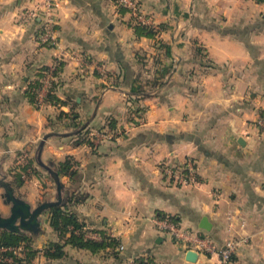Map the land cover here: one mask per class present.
Segmentation results:
<instances>
[{
	"label": "crops",
	"instance_id": "obj_1",
	"mask_svg": "<svg viewBox=\"0 0 264 264\" xmlns=\"http://www.w3.org/2000/svg\"><path fill=\"white\" fill-rule=\"evenodd\" d=\"M42 1L0 0V179L6 175L13 184V168L24 163L18 153L26 151L39 173L13 184L16 194L33 207L56 200V184L36 159L41 140L55 133L41 158L56 171L74 158L76 176H60L65 199L87 194L72 207L90 229L87 236L100 240L106 233L125 248L116 257L111 249L67 246V257L48 263L40 256V264H129L143 254L156 264H219L218 254L206 252L188 260L189 250L158 227L159 213L177 216L182 227L218 246L244 234L247 243L233 264H264V126L257 124L264 118V2L133 0L142 24L156 27L151 38L136 33L139 22L117 0H58L56 49L40 42V17L27 16ZM58 58L63 66L51 85L66 103L35 107L25 94L28 82ZM155 77L163 84L139 100L146 111L133 126V91ZM61 109L78 118L58 119ZM109 119L130 132L93 140L94 146L76 143L84 125L97 130ZM189 156L197 160L198 183L181 185L165 175V165ZM3 193L0 186L6 216ZM204 217L210 230L201 227ZM40 218L42 232L26 233L43 249L57 235L50 210Z\"/></svg>",
	"mask_w": 264,
	"mask_h": 264
},
{
	"label": "trees",
	"instance_id": "obj_2",
	"mask_svg": "<svg viewBox=\"0 0 264 264\" xmlns=\"http://www.w3.org/2000/svg\"><path fill=\"white\" fill-rule=\"evenodd\" d=\"M258 2H264V0H257ZM118 3V1H117ZM119 4V3H118ZM40 23L42 21L40 20ZM41 26V25H40ZM214 28L220 26L213 25ZM42 27V26H41ZM57 29V26H56ZM136 33L140 36H148L154 38L156 36L155 28L142 23L135 24ZM43 27L38 31V37L42 33ZM227 33L240 35L241 31L227 30ZM248 48L253 47L249 41H245ZM196 54H202L203 48L196 46ZM207 62V61H205ZM204 62V63H205ZM63 66V61L60 60L56 65L52 73V78L57 74ZM51 69V67H43L39 73V76L35 79H30L26 87L25 94L30 100V102L35 107H40L38 105V92L43 87V80L46 73ZM163 81L159 77L146 79L141 82L139 87L136 88L134 94L136 93V98L130 102L129 111L132 114V120L135 117H143L146 107L141 105L139 100L143 97L152 95L148 92L149 89L155 90L159 86H162ZM56 83L53 82L50 85L48 92L45 97L46 103L55 104L57 106H62L66 101L61 100L55 93ZM132 92V93H133ZM69 118L71 121H75L78 118V114L75 111L65 112L62 109L59 111L58 119ZM105 127H117L116 121L114 119H109L106 126L101 127L97 130L102 131ZM92 129L89 126H85L76 134V143L82 144L87 143L94 146L95 143L92 139L91 132ZM24 152L20 151L18 156H23ZM24 163L13 168V184L20 187L24 184L25 180L32 174L39 172L33 166V160L27 157H23ZM57 171L62 176H69L73 178L76 176L78 169L76 168L74 158L72 156H67L64 161L57 164ZM87 197V194L79 193H69L65 202L60 205L52 206L50 210L51 216V227L57 235V238L50 240L43 249H38L33 246V236L28 233H17L11 231H2L0 233V264H34V261L39 256H44L47 262L54 260H61L67 257L68 253L66 251L67 246H72L79 249H87L93 253L100 252L102 250L111 249L116 257L123 250H119V246L122 244L121 240L117 237H113L103 233L102 239L96 240L87 236L89 228H87L86 222L82 221L77 213L72 209V207L83 202ZM169 218L175 223L179 224V219L174 215H167L164 213H159L158 218ZM6 248V250H4ZM6 257H10V261L6 260ZM235 255L233 256V260ZM154 259L148 255H141L137 261L141 263L156 264ZM47 264V263H46Z\"/></svg>",
	"mask_w": 264,
	"mask_h": 264
},
{
	"label": "built area",
	"instance_id": "obj_3",
	"mask_svg": "<svg viewBox=\"0 0 264 264\" xmlns=\"http://www.w3.org/2000/svg\"><path fill=\"white\" fill-rule=\"evenodd\" d=\"M117 1L119 4L128 7L133 13L134 18H136L139 23L145 22L143 15L140 13L138 5L133 0ZM58 7L59 4L57 1L48 0V2L44 4V6L36 7L35 9L27 13V16L31 18L40 17V20L42 21L41 26L43 27V31L39 35V39L41 40L40 42H42L44 45L54 47L60 45L56 29V26L58 24ZM60 60L61 58L56 59L55 64L46 73V76L43 80V87L38 92V105L40 107H42L46 103L45 97L51 85L52 73ZM135 120L137 124L133 123V126H137L139 123H141L142 117H135ZM260 123L264 125V118L260 120ZM129 129V127H126V129H122L119 126L115 128L105 127L102 131L93 130L91 132V136L92 139L95 141L103 138H114L117 136H121L124 133H127ZM27 156L28 152L24 151V155L21 156V159ZM164 173L175 183L181 185L194 184L198 180L197 166L195 161L191 158L187 159L184 163L180 165H165ZM156 223L161 230L169 233L173 237L175 243L180 247H183L186 250L218 254L219 264H233V256L236 254L238 248L243 243L242 241L247 243V239H243L241 241L234 239L235 237H232L233 239H228L223 245L218 246L212 237L200 232L192 231L189 228L182 227L180 223H175L169 218L159 217ZM244 225L245 224L243 223L242 226ZM229 228L231 229V227ZM124 248V245L121 244L118 249L124 250ZM4 250H6V248H4ZM139 257L132 259L129 264H149L137 261Z\"/></svg>",
	"mask_w": 264,
	"mask_h": 264
},
{
	"label": "water",
	"instance_id": "obj_4",
	"mask_svg": "<svg viewBox=\"0 0 264 264\" xmlns=\"http://www.w3.org/2000/svg\"><path fill=\"white\" fill-rule=\"evenodd\" d=\"M86 125H84L85 127ZM55 133H48L41 140L36 153V159L38 163L44 167L51 175V178L56 184V200H46L39 203L36 207H33L27 200L16 194V189L11 181L7 180L6 175H2L0 179V186L4 189V202L10 205L9 215H3L0 213V233L2 231H11L17 233H30L34 236L42 232V219L40 215L49 210L54 205H60L65 202V194L67 192L66 185L61 180V176L58 171L53 169L50 165L45 164L42 161L41 155L45 141L50 135ZM201 227L210 230L212 225L207 217L202 219ZM197 252L189 250L187 252V258L190 261H195Z\"/></svg>",
	"mask_w": 264,
	"mask_h": 264
},
{
	"label": "rangeland",
	"instance_id": "obj_5",
	"mask_svg": "<svg viewBox=\"0 0 264 264\" xmlns=\"http://www.w3.org/2000/svg\"><path fill=\"white\" fill-rule=\"evenodd\" d=\"M54 1H57L58 2V4H59V7H58V10H57V17H58V14H59V11H60V1H58V0H54ZM48 2V0H44V1H42V2H40L38 5H36V7H41V6H44V4H46ZM35 7V8H36ZM46 46H49V45H46ZM50 48H56V49H58V48H60V46H56V47H54V46H49ZM260 120H262V118H260L259 120H257V124L259 125V126H264V125H262L261 123H260ZM87 126V125H86ZM130 132V129H129V131L127 132V133H129ZM193 159L194 161H195V163H196V166H198V163H197V160H196V158H194V157H192V156H189V157H187L182 163H184L187 159ZM181 163V164H182ZM168 165V164H167ZM171 165V164H170ZM196 183H198V180L196 181ZM196 183H194V184H196ZM158 219V218H157ZM157 221V220H156ZM244 223V222H243ZM242 223V224H243ZM232 227V226H231ZM243 227V226H242ZM190 230H192V229H190ZM192 231H194V230H192ZM234 239H237V240H243V239H248L247 238V236L246 235H244V234H241V233H237V235L235 234V235H233L232 236ZM231 237V238H232ZM231 238H229V239H231ZM232 238V239H233ZM228 240V239H227ZM243 243L241 244V245H243L245 242L244 241H242ZM240 245V246H241ZM239 249V248H238ZM41 263V257L39 256L38 258H36L35 259V261H34V264H40Z\"/></svg>",
	"mask_w": 264,
	"mask_h": 264
}]
</instances>
